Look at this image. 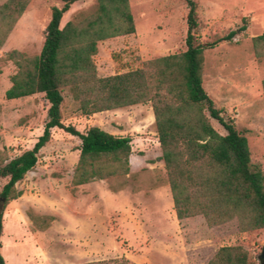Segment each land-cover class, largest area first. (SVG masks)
Returning <instances> with one entry per match:
<instances>
[{"label":"rangeland","instance_id":"1","mask_svg":"<svg viewBox=\"0 0 264 264\" xmlns=\"http://www.w3.org/2000/svg\"><path fill=\"white\" fill-rule=\"evenodd\" d=\"M193 1L201 41L237 30L230 41L203 51L202 84L223 116L244 131L251 160L264 169V57L257 59L251 45L252 36L264 33V0ZM61 4L60 0H31L0 47V150L6 149L10 156L32 147L43 131L48 103L42 93L5 97L16 70L6 52L38 54L51 8ZM129 4L135 31L97 43L93 61L99 77L127 72L145 60L185 49L186 0H129ZM96 5V0L74 2L61 26L93 13ZM63 94L65 124L79 131L96 125L132 137L130 172L138 173V178L118 191H112L106 180L73 188L80 140L52 128L37 163L16 184L20 195L4 209L1 252L6 264H78L120 256L137 264H206L225 245L242 246L252 264L258 262L264 229L240 232L235 219L209 227L201 215L178 219L168 185H153L157 177L166 178V172L150 102L85 117L68 89ZM210 122L225 133L216 120ZM4 182L0 180V189ZM28 210L53 219L46 229L38 230Z\"/></svg>","mask_w":264,"mask_h":264},{"label":"trees","instance_id":"2","mask_svg":"<svg viewBox=\"0 0 264 264\" xmlns=\"http://www.w3.org/2000/svg\"><path fill=\"white\" fill-rule=\"evenodd\" d=\"M31 0H6L0 4V47ZM52 6L50 19L38 54L12 49L6 57L16 66L5 91L7 99L42 93L48 103L42 133L31 148L10 156L0 150V264L3 212L20 195V182L38 160L40 149L56 127L80 140L71 185L106 180L118 191L138 178L130 172V135H114L99 126L79 131L62 121L64 89L78 101L80 113L91 116L104 110L150 102L166 178L157 177L154 186L167 184L178 219L201 215L211 227L236 220L240 232L264 229V169L252 161L247 137L217 108L202 84L203 51L230 41L237 30L201 41L197 35V6L186 0L185 49L142 62L123 73L99 77L93 56L99 41L133 33L134 19L129 0H96L93 13L78 21L61 19L79 0H60ZM241 30L244 28H240ZM253 54L264 57V33L251 37ZM264 98V79L261 83ZM216 120L225 133L210 122ZM33 227L46 229L53 219L28 210ZM78 264H137L124 256ZM206 264H252L246 249L225 245ZM256 264H264V259Z\"/></svg>","mask_w":264,"mask_h":264},{"label":"water","instance_id":"3","mask_svg":"<svg viewBox=\"0 0 264 264\" xmlns=\"http://www.w3.org/2000/svg\"><path fill=\"white\" fill-rule=\"evenodd\" d=\"M262 259H264V245L262 247L260 254L258 255V260H262Z\"/></svg>","mask_w":264,"mask_h":264},{"label":"crops","instance_id":"4","mask_svg":"<svg viewBox=\"0 0 264 264\" xmlns=\"http://www.w3.org/2000/svg\"><path fill=\"white\" fill-rule=\"evenodd\" d=\"M37 212L40 213V214H43V213H44V212H42V211H38V210H37ZM41 232H42V231H41ZM1 251H2V246H1ZM2 255H3V254H2ZM4 260H5V259H4ZM53 261H54V262H57V253H56V255H54V259H53ZM5 262H6V261H5ZM7 264H8V263H7Z\"/></svg>","mask_w":264,"mask_h":264}]
</instances>
